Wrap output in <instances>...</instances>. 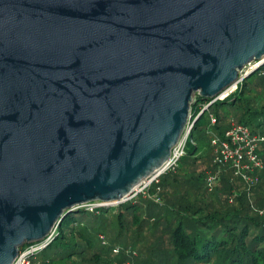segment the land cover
<instances>
[{"label":"water","instance_id":"1","mask_svg":"<svg viewBox=\"0 0 264 264\" xmlns=\"http://www.w3.org/2000/svg\"><path fill=\"white\" fill-rule=\"evenodd\" d=\"M253 62L264 0H0V264L85 205L135 195L195 96Z\"/></svg>","mask_w":264,"mask_h":264},{"label":"trees","instance_id":"2","mask_svg":"<svg viewBox=\"0 0 264 264\" xmlns=\"http://www.w3.org/2000/svg\"><path fill=\"white\" fill-rule=\"evenodd\" d=\"M260 98H264V64L246 77L234 94L217 101L200 116L177 168L149 186L148 192L153 196L143 198L138 194L115 207H96L92 211L81 208L68 214L57 226L52 242L43 250L56 254L55 259L45 264H112L116 261L124 264L127 260L138 264L140 259V264H264V213L254 210L250 202L252 199L255 204L264 202V170L254 173L258 181L250 195L246 190L234 191L230 185L232 180L226 177L228 182L221 188L220 198L209 194L204 185L207 169H194L199 153L194 134L204 125L206 116V131H209L210 114L218 120L215 131L219 136L231 120L264 136V105L259 103ZM196 102L209 104L211 100L195 96L193 121L201 112ZM258 154L264 161V142ZM217 168L213 163L209 169ZM235 193L238 195L230 204L226 196ZM156 194L159 199L154 198ZM145 231L159 233V236L154 246L142 243L143 249L152 246L151 254H145L138 242L133 243L136 250L140 248V258L131 259L123 253L117 257V247L101 240L106 233L115 235L118 242L123 234H127V238ZM123 244V251L128 250L130 244Z\"/></svg>","mask_w":264,"mask_h":264},{"label":"built area","instance_id":"3","mask_svg":"<svg viewBox=\"0 0 264 264\" xmlns=\"http://www.w3.org/2000/svg\"><path fill=\"white\" fill-rule=\"evenodd\" d=\"M246 75L240 74L239 82L233 89L228 90L225 97L220 96L218 98L211 99L209 104L196 102L198 105L197 107L201 109L202 112L203 110H207L209 105L211 106L217 101L225 100L237 91L238 85L245 79ZM209 119L210 128L208 132L211 134V145L215 149L213 158L214 165L218 168L229 167L236 173L237 176H240L246 181H250L251 175L264 168L263 161L258 154L259 147L264 142V136L254 134L249 127L239 124L234 120L230 121L229 127L224 131L223 135L219 136L215 131V128L218 125L217 118L213 114H210ZM194 124L195 120L193 121L191 108L184 136L181 138L178 145L173 149L169 161L164 165L160 173L152 178L153 182L158 181V178L161 175L167 173L168 171H174L177 168L181 158L185 155ZM151 180L150 182L144 184L145 187H148L151 184ZM114 205L116 204L113 203L111 206ZM96 207H103V204L101 202H97L87 204L83 208L92 211ZM55 231L56 229L44 242L27 245L25 248H21L18 257L13 264H32V259L47 248V246L52 242ZM118 251L119 249L116 250V252Z\"/></svg>","mask_w":264,"mask_h":264},{"label":"rangeland","instance_id":"4","mask_svg":"<svg viewBox=\"0 0 264 264\" xmlns=\"http://www.w3.org/2000/svg\"><path fill=\"white\" fill-rule=\"evenodd\" d=\"M259 63L260 62H258V63L253 62L252 64L247 66L242 71L241 74L246 75V74L254 73L256 70H258L262 66L261 65L260 67H257ZM239 85H238V87H239ZM259 103L261 105H264V98H262V99L260 98ZM192 106H193V104H192ZM207 117L208 116H206L204 118V125L202 127H200L194 134V137L196 139V143L199 146V153H198L197 158H196L198 161H197V164L195 165L194 169L197 171H204L207 169L204 172L205 178H204L203 182H204V185L206 186V188L209 189V191H210L209 194H211V193L215 194L214 197H216V196H220V198L222 197L220 195L221 194L220 190L224 184L227 185L228 181L226 180V177L232 180L230 185H233L234 191H236V192L240 191L241 192L243 190H246L249 195L252 194L253 189L256 186L255 184L258 181V175H256L258 173V171L256 172V174H253L250 176V178H251L250 181H246L243 178H241L240 176H237L236 173L231 168H222V169L217 168L214 170L209 169L213 166V158H214V154H215V149L211 145V134L206 131ZM190 141H191V139H190ZM262 161H263V159H262ZM263 164H264V161H263ZM262 170H264V168ZM259 172H261V171H259ZM154 182H157V181H154ZM226 185H225V187H226ZM149 186L145 187V185L143 184L140 188H138L136 191H134L135 195L130 196L127 201L132 200L138 194L140 196H142L143 198H148L150 195L153 196L152 193L150 194L148 192ZM236 195H238V194L235 193V195H233V196H230V195L226 196V198L229 200L230 204L233 201V197H235ZM154 198L159 199V195L156 194L154 196ZM146 200H148V199H146ZM250 202H252L251 206L253 207L254 210H258L262 214L264 213V202L261 204H255L254 199H252ZM118 205H114L113 207L118 206ZM126 236H127V234H123L122 239H120V241L118 240V242H117L115 235L112 236L110 233H106L105 235H102L101 240L103 242H105L106 245H115V247H117L116 250L120 249V251L116 253L117 257L122 256L123 254H126L128 256H131V259H133V258H137V257L140 258L139 257L140 248L143 251H146L145 254H147V253L151 254L152 253L151 252L152 246L156 245L157 237L159 236V233H157L155 235L154 233H151L150 231H147V232L145 231V232L140 233L139 235H136V236L130 235L127 238H126ZM123 242H128L130 244V246H128V248H127L128 250H126V251H123V249L125 250V244L122 245ZM136 242H138L140 244V246L142 245V243L144 244V246H147L149 244H151L152 246H150L146 249H143V245H142L139 249L137 248V250H136L134 247H132L133 243H136ZM55 258H56V254L53 253L52 251H50V250L49 251H42L35 258L32 259V264H45L48 260H52ZM139 261L142 262V259H140ZM78 262H80V261H77V263ZM126 262L127 263H124V264H130L128 260ZM141 262H139L138 264H140ZM85 264H87V263H85ZM100 264H106V263L102 262ZM112 264H119V263L116 261Z\"/></svg>","mask_w":264,"mask_h":264},{"label":"bare ground","instance_id":"5","mask_svg":"<svg viewBox=\"0 0 264 264\" xmlns=\"http://www.w3.org/2000/svg\"><path fill=\"white\" fill-rule=\"evenodd\" d=\"M235 87V85L234 86H232L230 89H233ZM227 93H228V91L227 92H224L222 95H221V97H225L226 95H227ZM154 176V175H153ZM153 176L151 177V178H153ZM151 178H149V179H151Z\"/></svg>","mask_w":264,"mask_h":264}]
</instances>
